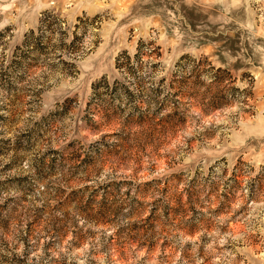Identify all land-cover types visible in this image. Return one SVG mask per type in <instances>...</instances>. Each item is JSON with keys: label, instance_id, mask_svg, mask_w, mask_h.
<instances>
[{"label": "rangeland", "instance_id": "1", "mask_svg": "<svg viewBox=\"0 0 264 264\" xmlns=\"http://www.w3.org/2000/svg\"><path fill=\"white\" fill-rule=\"evenodd\" d=\"M0 264H264V0H0Z\"/></svg>", "mask_w": 264, "mask_h": 264}, {"label": "trees", "instance_id": "2", "mask_svg": "<svg viewBox=\"0 0 264 264\" xmlns=\"http://www.w3.org/2000/svg\"><path fill=\"white\" fill-rule=\"evenodd\" d=\"M47 15H48L47 20H49L48 18H50L52 22L60 21L57 18V16L54 14H47ZM28 39H29V42L27 41V43H30V46H33L32 48H36L37 49L36 52H39L41 54L44 53L43 51L46 46L44 44H41L42 42H40L39 36L38 35L36 36L32 30L29 32ZM19 51L21 52L20 54L21 61L16 60V59L14 60L16 68H22L23 67L22 58H28L27 56H29V55L27 56L25 55L26 52L23 49L21 50V47H19ZM142 56H143V51L141 48H138V51L133 55V57L128 55L126 52H124L122 53V56L118 58L117 66L119 68L127 69V71L129 72L131 68V64L133 63V60H136L137 62H139ZM191 62L192 63L188 64L187 66L181 67L182 72L186 73V76H180L179 78L180 82L182 79V84L174 85L172 83L173 80H171V82L167 83L164 86L163 82L161 81H158V82L153 81L150 83V87H146L145 78H142L141 76H139L135 84L136 88L140 89L142 92L145 89L148 92H150V94L153 95L151 99H155V102L156 100H158L159 104L161 105L159 107L160 109L166 106H169L174 110L178 109L179 107L178 105L180 103L181 97L182 98L190 97L192 99L193 98L195 99L198 97V91L200 88L203 89V92L206 95L207 104H209L210 108L212 109L222 107L224 104L230 101H233L235 99L234 92L238 89L233 86L231 88H228L227 90V87L233 83V80L231 79V77H229V73L227 70H224L221 68H215L210 63L208 64V67H206L204 70H200L202 68L199 66L200 64L199 61L197 62V64H195L196 60H193ZM26 63L27 64L25 66V69L23 67L24 73L28 72L31 67L36 65L35 61L30 62V63L26 62ZM150 66L153 67L154 64H150ZM141 69L142 67L140 65L137 68V71H141ZM152 73L153 71L150 70L147 77H149ZM226 75L228 76V78H225ZM184 77H186L187 79L185 80ZM187 88L193 89V90L186 92ZM211 89H217V91L212 92ZM164 90H166V92L163 93V97L158 98L159 94H161ZM169 96L175 99L174 100L175 102L172 103L174 105L171 104L172 106H170V103H169ZM139 101H142V100H139ZM239 176L241 175L238 173L233 174V180H232L233 188H237L236 183L238 182L237 178Z\"/></svg>", "mask_w": 264, "mask_h": 264}]
</instances>
